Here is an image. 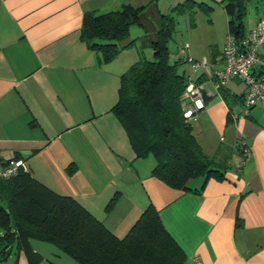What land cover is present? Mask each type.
<instances>
[{"label":"crops","instance_id":"1","mask_svg":"<svg viewBox=\"0 0 264 264\" xmlns=\"http://www.w3.org/2000/svg\"><path fill=\"white\" fill-rule=\"evenodd\" d=\"M154 1L0 0V168L6 157L18 155L38 182L74 198L119 239L152 204L183 251V264H264V119L255 112L264 104L245 118L228 120L227 103L213 86V69L222 66L229 31L224 8L223 42L203 56L212 67L196 78L208 99L192 122L202 151L226 162L223 178L211 177L205 184L204 178L194 179L186 191L172 188L152 174L153 156L137 157L112 111L121 74L143 54L139 46H148L153 56L150 41L162 13L160 0L156 7ZM125 4L145 7L120 45L134 43L102 62L80 38L82 16ZM262 13L250 16L245 35ZM188 47H177L172 59L191 57ZM187 65L181 70L186 72ZM192 72L189 77L196 81ZM225 91L236 114L233 100L244 86L232 78ZM237 139L249 146L247 156L235 149ZM34 243L30 247L40 254ZM57 249V259L47 264H68ZM17 264H30L23 251Z\"/></svg>","mask_w":264,"mask_h":264},{"label":"trees","instance_id":"2","mask_svg":"<svg viewBox=\"0 0 264 264\" xmlns=\"http://www.w3.org/2000/svg\"><path fill=\"white\" fill-rule=\"evenodd\" d=\"M249 2L223 0L229 31L237 40L245 36L243 19ZM195 7L205 12L212 9L204 2L187 0L160 14L159 27L150 41L153 58L141 53L121 74L118 101L112 108L137 157L153 156L152 174L181 191L191 190L190 183L197 178H204V184L211 177L221 179L227 168L226 162L205 154L195 138L192 122L208 98L204 95L203 107L191 118L185 117V92L191 78L181 67L190 64L189 57L177 54L171 59L168 46L175 32L174 15L193 13ZM144 8L125 4L104 13L87 11L82 16L80 38L100 61L109 62L134 43L120 45L130 28L140 22ZM195 82L201 83L200 77ZM218 90L227 103L228 120H232L233 105L224 86ZM240 98H234L236 106ZM116 199L117 195L112 197L107 209ZM31 240L52 243L79 264H183L185 259L152 204L119 239L74 198L54 192L20 169L14 176L0 177V264H17L22 251L30 264H39L42 256L32 250Z\"/></svg>","mask_w":264,"mask_h":264},{"label":"built area","instance_id":"3","mask_svg":"<svg viewBox=\"0 0 264 264\" xmlns=\"http://www.w3.org/2000/svg\"><path fill=\"white\" fill-rule=\"evenodd\" d=\"M188 60L193 72L212 67L205 57L201 60L189 57ZM212 75L216 90L225 86L232 78L243 84L244 92L237 104L239 111L232 115L234 119L245 118L255 105L264 104V13L242 39L237 40L232 32H227L222 48V66L213 69ZM185 94L189 100L185 117L191 118L194 112L203 107L204 86L202 83L189 81ZM235 148L242 156H247L250 152L249 146L242 139L236 140ZM20 169H25L22 158L6 157L0 168V177L14 176Z\"/></svg>","mask_w":264,"mask_h":264},{"label":"rangeland","instance_id":"4","mask_svg":"<svg viewBox=\"0 0 264 264\" xmlns=\"http://www.w3.org/2000/svg\"><path fill=\"white\" fill-rule=\"evenodd\" d=\"M187 0H160L158 3L159 9L162 13H168L171 9ZM197 3L204 2L208 6L213 7L208 12L200 9L199 7L194 8L193 13H178L174 15L175 20V32L173 38L169 41V50L171 52V59L174 51L177 47H183L186 43L189 45L188 53L196 60H201L203 56L209 57L213 48L219 47L222 44L225 33H226V20L225 13L223 11V4L216 0H194ZM157 0L154 1L156 7ZM256 12H264V0H250L247 14L244 17L245 29L249 27L252 22V16ZM148 18L149 17V13ZM251 16V17H250ZM146 18V17H145ZM223 23L224 29H221ZM140 51L143 52V56L147 59H152L153 56L149 54L150 50L148 46H139ZM138 58V57H137ZM190 65V64H189ZM187 76L190 75L191 66H185ZM198 72V71H197ZM198 73L192 72V80H196ZM195 82V81H194ZM185 106H189V101L184 102ZM255 112L259 113V120L264 119V107L256 106ZM210 136V134L208 135ZM35 247L39 249L40 254L43 258L42 264L52 262L53 258L57 259L53 250H58L52 243L35 240ZM63 254V253H62ZM61 258L68 262V264H79L74 259L67 255H60Z\"/></svg>","mask_w":264,"mask_h":264},{"label":"water","instance_id":"5","mask_svg":"<svg viewBox=\"0 0 264 264\" xmlns=\"http://www.w3.org/2000/svg\"><path fill=\"white\" fill-rule=\"evenodd\" d=\"M238 7L236 6L235 8V13H234V25L236 27V32H238L239 30V25H240V21L238 20Z\"/></svg>","mask_w":264,"mask_h":264}]
</instances>
